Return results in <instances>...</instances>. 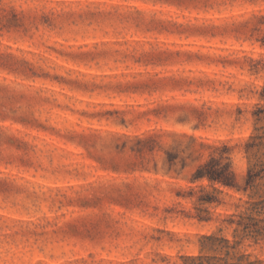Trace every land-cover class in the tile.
I'll return each instance as SVG.
<instances>
[{
    "label": "rangeland",
    "instance_id": "374dc122",
    "mask_svg": "<svg viewBox=\"0 0 264 264\" xmlns=\"http://www.w3.org/2000/svg\"><path fill=\"white\" fill-rule=\"evenodd\" d=\"M263 36L264 0H0V264H187L231 239L249 191L193 175L224 154L243 186ZM236 250L264 264V239Z\"/></svg>",
    "mask_w": 264,
    "mask_h": 264
},
{
    "label": "trees",
    "instance_id": "16d2710c",
    "mask_svg": "<svg viewBox=\"0 0 264 264\" xmlns=\"http://www.w3.org/2000/svg\"><path fill=\"white\" fill-rule=\"evenodd\" d=\"M261 41L264 44V36ZM260 95L264 100V86ZM254 114V132L245 142L249 164L241 188L237 186L235 173L230 163L223 161L224 157L228 158L224 154H220L219 157L210 156L198 165L194 172V180L206 178L212 184L237 187L249 193L243 208H237L226 218L232 229V238L223 235L221 227L216 231L202 234L200 237L201 250L196 255L185 256L187 264H256V261L250 258L249 253L236 250L245 239L255 242L264 239V188L261 182L264 180V105L257 106ZM256 158L258 161H253ZM200 201L211 203L214 198L207 192L204 198H200Z\"/></svg>",
    "mask_w": 264,
    "mask_h": 264
}]
</instances>
